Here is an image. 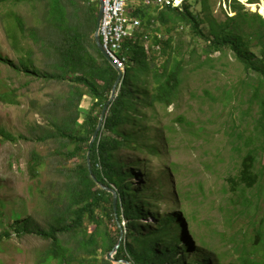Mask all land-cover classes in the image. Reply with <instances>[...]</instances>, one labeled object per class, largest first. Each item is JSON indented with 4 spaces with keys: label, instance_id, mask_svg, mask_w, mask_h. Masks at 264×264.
I'll return each instance as SVG.
<instances>
[{
    "label": "trees",
    "instance_id": "1",
    "mask_svg": "<svg viewBox=\"0 0 264 264\" xmlns=\"http://www.w3.org/2000/svg\"><path fill=\"white\" fill-rule=\"evenodd\" d=\"M200 1L203 12L207 13L209 0ZM246 1L253 9L260 2ZM8 2L31 5L35 9L29 20L23 13L13 9L5 13V32L13 49L20 53L17 59L3 57L0 53V61L14 73L10 78L23 75L26 77L25 86L43 82L46 85H62V88L45 104L38 105L36 100L33 101V107L39 108L36 112L46 123L30 127L28 135L16 136L0 129L9 140L52 142L55 146L48 154L33 149L27 166L31 179H39L44 169L50 168L52 172V179L43 186L46 203L44 223L30 218L23 219L22 214L17 212H14V221L10 224L0 217V250L2 242L13 234L18 237L36 235L44 241L38 254L39 264H51L52 261L59 264H115L107 258V254L113 250L123 231L119 223L126 219L127 235L114 255L117 259L129 260L133 264H184L183 257L178 256L183 252V256L187 257L192 250L191 243L181 246V236L185 233L183 228L188 224L186 215L168 213L163 216L164 224L160 228L144 232L145 224L139 221L143 210L139 187L134 180L136 173L132 165H127L140 164L142 161L136 159L135 163L123 162L118 152L124 148H134L146 150L153 155L161 154L155 135L157 129L147 124L150 117L142 107L144 104L149 105L154 116L158 106L167 108L175 103L193 59H202L198 66H203L212 60L213 53L219 51L223 55L231 50L247 72L261 79L260 86H263L262 13L247 9L238 0L231 1L230 6L235 15L228 16L225 21H218L211 14L201 16L195 12L192 9L193 3L197 4L199 0L185 3L181 9L143 2L131 4V14L142 20V31L138 29L124 43V54L128 58L126 73L118 95L108 109L104 127L94 142L90 169V141L118 78L117 69L95 41L99 2L0 0V4ZM185 29L198 39L196 42L202 48L200 55L193 54L196 46H191L192 53L188 56L180 52L181 45L175 42L174 35ZM246 35L250 36L249 39L245 38ZM252 37L263 45L259 56L250 50ZM24 40L31 41V44L25 46ZM147 40H151L148 46L145 44ZM37 50L43 55L41 63L38 62ZM19 90L18 87H12L0 91V102L21 104ZM205 93L212 101L216 100L208 89ZM85 95L92 98V104L87 110L81 107ZM254 96L259 98L260 132L264 134V95L260 96L257 90ZM223 100L230 102V95ZM176 120L184 129L191 128L184 115H179ZM231 120L233 124L230 135L237 132V138L242 139L243 134L237 131L240 129L239 123L235 118ZM128 124L133 125V131H129ZM162 127L164 130L160 134L165 135L166 148L171 151L176 128L173 124ZM251 139L248 137L246 143ZM148 140L152 141L151 144L146 143ZM234 147L243 152L239 145ZM256 161V148H250L241 155V169L231 178L233 191L240 185L253 188L261 183L264 167L257 171ZM172 170L175 171V168ZM101 184L117 190L116 209L113 193L105 190ZM244 205L246 207L247 204ZM4 207L6 203L0 198V215L4 214ZM153 217L161 219L156 214ZM88 224L93 225L94 229H90ZM132 230L137 232L135 236L139 250L128 239ZM263 232L261 224L255 230L254 247L261 245L259 242ZM231 239L235 240L236 237ZM161 241L165 243L164 247ZM243 248L238 264H264V256L249 260L250 251L246 250L245 245ZM197 264L206 263L199 261Z\"/></svg>",
    "mask_w": 264,
    "mask_h": 264
},
{
    "label": "rangeland",
    "instance_id": "2",
    "mask_svg": "<svg viewBox=\"0 0 264 264\" xmlns=\"http://www.w3.org/2000/svg\"><path fill=\"white\" fill-rule=\"evenodd\" d=\"M231 1L209 0L208 11L205 13L199 0L197 4L193 3L192 9L201 16L211 14L218 21H225L228 16L235 15L230 6ZM238 1L253 12H261L264 17V0L256 3L259 7L256 9L251 8L245 0ZM187 2L192 3L193 0ZM9 9L23 13L27 19H32L35 9L31 5H16L12 2L0 4V53L3 57L17 59L20 53L13 49L5 32V13ZM139 29L141 32L142 25ZM174 36L175 42L181 45L182 54L188 56L192 53L191 46L197 47L193 52L195 56L202 53L199 42H196L198 39L188 29ZM249 37L246 35L245 38ZM23 43L26 46L31 41L24 40ZM145 44L150 45L151 40ZM262 47L258 39L253 38L250 50L259 56ZM37 56L41 63L43 55L38 50ZM212 57L203 66H198L202 61L199 57L192 60L175 103L167 108L158 106L154 116L149 105H143V110L150 117L147 124L157 129L155 135L161 154L153 155L146 150L134 148H124L118 152L123 162L133 163L136 159L142 161L140 164L127 165H132L136 173L134 180L139 187L143 210L139 221L145 224L144 232L160 228L164 224L163 216L168 213L186 215L188 224L183 228L185 233L181 236V246L191 243L192 250L187 257L183 256V252L178 256L183 257L184 264H197L199 261L206 264H238L244 245L250 251L249 260L264 256V232L259 242L261 245H253L255 230L262 224L264 231V178L253 188L240 185L233 191L231 187V178L241 169V155L248 149L257 150L256 170L261 171L264 167V134L260 132L259 98L254 96L257 90L260 96L264 95V85L260 86L261 79L247 72L231 50L223 55L219 51L215 52ZM11 74L14 73L0 61V91L18 87L21 100L19 105L0 102V129L16 136L28 135L30 127L46 123L36 112L39 108L33 107V101L36 100L38 105L47 103L62 85L34 82L25 86V76L13 75L10 78ZM145 84H142L141 90ZM206 89L215 96V101L206 95ZM228 94L230 102L223 100ZM91 104V96L85 95L81 107L87 110ZM179 115H184L190 122L189 130L179 125L176 120ZM233 118L239 123L240 129L237 131L243 134L242 139L237 138V132L230 135ZM156 121L160 123L155 124ZM167 124H173L176 128L171 151L166 148L165 135L160 134L164 130L162 126ZM128 129L133 131V125L128 124ZM148 134L151 135V131ZM248 137L252 139L247 144ZM151 142L148 140L146 143ZM235 145L242 147L243 152L235 148ZM54 147L52 142L9 140L0 132V198L6 203L4 214L0 217L6 223L14 221V212L21 213L23 219L30 218L44 223L46 203L43 186L52 179V172L47 168L39 179H31L27 166L33 149L48 154ZM242 210L245 212L242 213ZM154 214L161 219L153 217ZM126 223V219L119 223L123 227L124 236L127 235ZM92 226H89L90 229H94ZM136 233L132 230L128 239L139 250ZM233 237L236 239L232 240ZM43 244L44 241L36 235L18 237L13 234L1 244L0 264H39L38 254ZM160 244L163 247L165 245L163 241ZM51 264L59 263L52 261Z\"/></svg>",
    "mask_w": 264,
    "mask_h": 264
},
{
    "label": "built area",
    "instance_id": "3",
    "mask_svg": "<svg viewBox=\"0 0 264 264\" xmlns=\"http://www.w3.org/2000/svg\"><path fill=\"white\" fill-rule=\"evenodd\" d=\"M139 2L181 9L187 0H102L103 15L99 31L102 44L109 57L122 70V79L126 73L128 60L124 54V43L142 25V20L131 14L129 8L131 4Z\"/></svg>",
    "mask_w": 264,
    "mask_h": 264
},
{
    "label": "water",
    "instance_id": "4",
    "mask_svg": "<svg viewBox=\"0 0 264 264\" xmlns=\"http://www.w3.org/2000/svg\"><path fill=\"white\" fill-rule=\"evenodd\" d=\"M100 4H99V14H98V19H97V26H96V30L94 31V37H95V41L99 47V49L101 50V52L104 54L105 57H107V59L110 61V63L117 69L118 71V78L117 80L115 81L114 83V86L112 88V92H111V96L110 98L108 99L107 103L105 104V106L103 107V110L101 112V115H100V118H99V122L97 123V128L95 130V132L93 133L92 135V138H91V141H90V146H89V150H88V163H89V168L91 169V159H90V156H91V151H92V148H93V145H94V142L95 140L97 139L98 135H99V132L103 129L104 127V124L105 123V119H106V116H107V112H108V109L109 107L111 106L112 102L114 101V99L116 98V96L118 95V92H119V88H120V85L122 83V75H123V72L122 70L117 66V64H115L113 62V60L109 57L108 53H107V50H105L103 44H102V39H101V34H100V24H101V19H102V15H103V3H102V0H99ZM101 186L103 188H105V190H109L113 193L114 195V206H115V209H116V204H117V201H118V193H117V190L114 188V187H105L103 184H101ZM123 231H121V236L117 242V244L114 246L113 250L110 251L108 254H107V258L114 262V263H117V264H133L131 261L129 260H125V259H117L114 255L115 253L118 251L123 239H124V235H123Z\"/></svg>",
    "mask_w": 264,
    "mask_h": 264
}]
</instances>
